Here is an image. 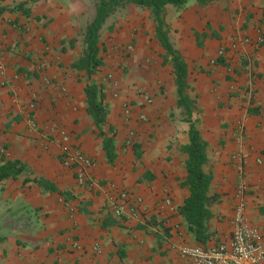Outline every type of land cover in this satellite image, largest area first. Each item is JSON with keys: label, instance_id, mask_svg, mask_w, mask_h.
Wrapping results in <instances>:
<instances>
[{"label": "crops", "instance_id": "obj_1", "mask_svg": "<svg viewBox=\"0 0 264 264\" xmlns=\"http://www.w3.org/2000/svg\"><path fill=\"white\" fill-rule=\"evenodd\" d=\"M86 1L0 0V167L6 161L23 166L0 181V264H189L176 247L201 245L178 213L189 197L181 148L189 143L191 123L177 109L173 75L164 73L171 67L159 59L164 92L153 104H144L129 80L119 83L116 98L103 83V131L115 134L116 159L108 163L84 92L101 76L72 69L80 46L67 47L75 37L71 16L82 18ZM262 10L263 0L207 6L191 0L180 10L165 8L170 42L187 66L191 122L198 121L207 143L202 170L212 178L209 194L219 196L206 247L230 241L241 180L245 216L264 241V47L243 43L259 27L264 31L253 20ZM128 131L140 144L139 158L125 145ZM63 134L93 162L86 170L90 186L78 184L76 171L64 165L56 143ZM120 191L141 197L136 217L127 216L128 206L126 216H113L110 205Z\"/></svg>", "mask_w": 264, "mask_h": 264}, {"label": "trees", "instance_id": "obj_2", "mask_svg": "<svg viewBox=\"0 0 264 264\" xmlns=\"http://www.w3.org/2000/svg\"><path fill=\"white\" fill-rule=\"evenodd\" d=\"M191 0H95V14L86 26L83 44L80 48L81 56L71 64V68L83 71L88 77L93 76L102 66L103 61L99 55V33L107 18L117 9L131 6L140 11H147L154 24V37L164 51L162 65L170 66L173 74L174 85L177 94V109L186 116L191 123L188 136L189 143L181 148L187 155L185 186L189 189V197L179 208L178 213L187 224L188 231L195 240L203 245L209 237L207 225L213 218L211 207L219 202V196L209 194L211 175L205 174L202 166L207 162V143L201 137L197 128L198 121L191 122L193 101L190 100L185 90L187 88V66L178 51H176L169 39V30L164 22L165 8L173 7L176 10L184 8ZM200 6H207L217 0H194ZM87 103V113L93 119L99 135L102 138V150L108 163L116 159L113 144L115 134L110 131L106 135L104 126L108 114L104 104L102 87L95 83L87 84L84 89ZM23 169L17 161H6L0 167V181L14 177Z\"/></svg>", "mask_w": 264, "mask_h": 264}, {"label": "rangeland", "instance_id": "obj_3", "mask_svg": "<svg viewBox=\"0 0 264 264\" xmlns=\"http://www.w3.org/2000/svg\"><path fill=\"white\" fill-rule=\"evenodd\" d=\"M86 3V13L82 14L84 15L82 18L75 15L71 16L74 20L75 37L73 40L67 41V47H73L75 43H78L81 48L83 44L86 26L95 14V0H87ZM252 16L253 13L247 14V17ZM253 20H255L254 25L262 26L264 24V10L261 11L259 17ZM259 29L260 27L258 28L259 33L263 32ZM250 39L253 41L252 38ZM98 44L99 55L104 64L93 75L95 76L99 72L101 78L89 80L90 84H97L96 82H98L97 85L103 89V83H107L113 90L111 95L116 98L119 95V83L129 80L130 86H133L134 94L141 97L146 105L153 104L160 95H163L164 87L160 85L161 82L158 80L159 76H157L161 71L163 72V69L161 70L159 66V59L162 57L159 54L161 49L154 37V24L147 11H140L131 6L117 9L103 24L99 33ZM250 45L253 47L256 45L255 49L264 47V43L260 45L250 43ZM145 53H149L150 57L144 56ZM167 68L169 69V67H166L164 73L169 76L172 74V70L169 73ZM137 80H141L138 82L140 84L136 82ZM126 107L129 109L127 114L124 112ZM131 107V104H125L123 108L127 121L132 116L133 110ZM140 108L142 107L140 106ZM170 117L178 118L174 113H171ZM136 141L137 139L132 131H128L125 143H128L130 147H135L134 156L139 158L142 151L138 147L140 144L138 145Z\"/></svg>", "mask_w": 264, "mask_h": 264}, {"label": "built area", "instance_id": "obj_4", "mask_svg": "<svg viewBox=\"0 0 264 264\" xmlns=\"http://www.w3.org/2000/svg\"><path fill=\"white\" fill-rule=\"evenodd\" d=\"M246 44H263L264 31L251 41L250 38H243ZM225 54L224 49L218 51V57ZM34 105V103H33ZM32 105V107H33ZM128 107L125 114L128 113ZM140 121L146 122L147 117L143 114L138 116ZM29 127L36 129L37 125L33 119H29ZM56 143L60 146L63 163L66 167L76 171L77 182L83 186H90L86 177V170L92 166L90 158L78 147L72 144L67 134H63ZM128 146V143H125ZM234 159L235 156L232 155ZM244 163L240 162V166ZM257 163H261L260 160ZM237 204L233 208L231 219V238L227 244H218L212 247L203 245L179 244L176 247L177 253L185 258L189 264H264V241L261 232L250 224L245 216V207L241 200L242 195L247 190V185L241 180L237 188ZM142 204L141 197H132L127 192L120 191L112 201L110 208L113 216L117 219L126 216L125 206H128L130 213L127 216H137ZM165 204H169V199H165Z\"/></svg>", "mask_w": 264, "mask_h": 264}]
</instances>
